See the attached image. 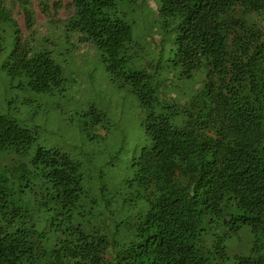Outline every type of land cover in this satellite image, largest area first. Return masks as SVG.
<instances>
[{
	"label": "trees",
	"instance_id": "obj_1",
	"mask_svg": "<svg viewBox=\"0 0 264 264\" xmlns=\"http://www.w3.org/2000/svg\"><path fill=\"white\" fill-rule=\"evenodd\" d=\"M120 1L141 0H69L35 38L33 5L57 15L63 0H0V72L49 93L62 81L51 48L76 34L131 90L145 135L126 192L106 196L0 114V264H264V0H142L158 41L141 61ZM243 227L250 255L231 259L225 240Z\"/></svg>",
	"mask_w": 264,
	"mask_h": 264
},
{
	"label": "rangeland",
	"instance_id": "obj_2",
	"mask_svg": "<svg viewBox=\"0 0 264 264\" xmlns=\"http://www.w3.org/2000/svg\"><path fill=\"white\" fill-rule=\"evenodd\" d=\"M55 15L42 14L35 3V38L49 36L50 24L64 20L71 13L69 0ZM153 2L138 5L120 1L117 15L132 29L136 60L154 55L156 32ZM23 39L30 35L23 12L13 6ZM52 49L54 60L62 70V81L49 93H36L18 80L0 72V114L15 120L36 136L35 149L58 151L79 164L81 184L86 189H101L106 196H122L132 179L133 164L144 146L142 115L138 101L127 87L114 81L94 47L78 42L76 34L61 33ZM13 36L6 40V54L13 46ZM158 55V54H157ZM94 184V185H93ZM210 238V237H208ZM253 236L249 227L225 240L228 256H249Z\"/></svg>",
	"mask_w": 264,
	"mask_h": 264
}]
</instances>
